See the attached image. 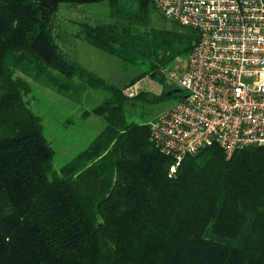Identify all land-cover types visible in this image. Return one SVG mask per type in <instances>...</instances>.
<instances>
[{
    "label": "trees",
    "instance_id": "16d2710c",
    "mask_svg": "<svg viewBox=\"0 0 264 264\" xmlns=\"http://www.w3.org/2000/svg\"><path fill=\"white\" fill-rule=\"evenodd\" d=\"M99 2L108 15L80 24L78 36L123 68H141L124 87L83 69L53 33L60 4ZM153 7L0 0V264H264V147L226 159L210 145L176 164L149 141L148 123L126 121L128 106L167 94L123 89L143 77L165 84L164 71L198 40L171 20L169 29L150 27ZM27 78L71 99L87 89L106 94L84 112L103 129L58 171L25 100ZM183 96L178 87L176 101Z\"/></svg>",
    "mask_w": 264,
    "mask_h": 264
},
{
    "label": "built area",
    "instance_id": "2783aa9c",
    "mask_svg": "<svg viewBox=\"0 0 264 264\" xmlns=\"http://www.w3.org/2000/svg\"><path fill=\"white\" fill-rule=\"evenodd\" d=\"M198 40L176 79L183 98L149 124V141L176 164L216 145L226 159L264 147V0H153ZM132 87L123 93L132 96ZM174 170V167H171Z\"/></svg>",
    "mask_w": 264,
    "mask_h": 264
},
{
    "label": "rangeland",
    "instance_id": "374dc122",
    "mask_svg": "<svg viewBox=\"0 0 264 264\" xmlns=\"http://www.w3.org/2000/svg\"><path fill=\"white\" fill-rule=\"evenodd\" d=\"M153 8L149 26L169 29L173 22L164 19L155 7ZM108 11L106 2L60 4L54 18L53 33L61 48L74 57L83 69L117 87H124L139 75L141 68L138 66L123 68L116 56L90 46L78 36L80 24H95L103 20ZM187 57L188 54L185 57H176L174 63L164 71L165 84L143 77L136 82V86H130L133 93L144 91L157 96L164 92L167 98L159 103L137 101L135 106H128L125 109L127 122L150 124L160 114L172 108L176 103L174 95L178 91L176 79L183 72ZM27 80L31 86V93L25 100L30 110L41 119L44 136L54 151L52 169L58 171L73 156L88 147L92 139L103 129L104 122L100 117L94 114L86 116L84 112H90L106 94L99 89H87L77 99H71L31 78Z\"/></svg>",
    "mask_w": 264,
    "mask_h": 264
},
{
    "label": "crops",
    "instance_id": "0c3cea01",
    "mask_svg": "<svg viewBox=\"0 0 264 264\" xmlns=\"http://www.w3.org/2000/svg\"><path fill=\"white\" fill-rule=\"evenodd\" d=\"M137 84V83H136ZM136 84H135V86H136Z\"/></svg>",
    "mask_w": 264,
    "mask_h": 264
}]
</instances>
